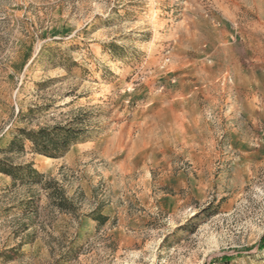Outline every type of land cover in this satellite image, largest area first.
Wrapping results in <instances>:
<instances>
[{
    "label": "rangeland",
    "instance_id": "obj_1",
    "mask_svg": "<svg viewBox=\"0 0 264 264\" xmlns=\"http://www.w3.org/2000/svg\"><path fill=\"white\" fill-rule=\"evenodd\" d=\"M54 125L77 213L0 173V264H264V0H0V148Z\"/></svg>",
    "mask_w": 264,
    "mask_h": 264
},
{
    "label": "trees",
    "instance_id": "obj_2",
    "mask_svg": "<svg viewBox=\"0 0 264 264\" xmlns=\"http://www.w3.org/2000/svg\"><path fill=\"white\" fill-rule=\"evenodd\" d=\"M85 134L84 129L70 125H54L37 130L21 128L16 130L6 147L0 148V173L10 179V188L26 187L31 193L18 203L21 215L25 217L37 215L39 196L34 194L32 191L34 189L45 195L51 209L58 213L76 215L74 199L67 195L63 185L56 178L40 172L32 162L14 163L12 157L24 153L25 142H29L33 152L48 158H61L70 147L89 138V135ZM92 216L100 224L104 222V216L98 214ZM27 227L28 224H23L22 231ZM34 238L35 234L31 232L19 245L31 242ZM258 251H264V240L260 242Z\"/></svg>",
    "mask_w": 264,
    "mask_h": 264
}]
</instances>
